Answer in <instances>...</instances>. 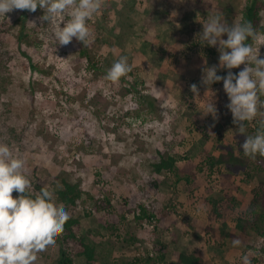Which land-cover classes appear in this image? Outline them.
<instances>
[{
	"label": "rangeland",
	"instance_id": "374dc122",
	"mask_svg": "<svg viewBox=\"0 0 264 264\" xmlns=\"http://www.w3.org/2000/svg\"><path fill=\"white\" fill-rule=\"evenodd\" d=\"M156 1L99 0L101 13L88 25L91 40L87 47L73 41L65 48L55 41V30L70 19L67 12L49 23L41 19L44 11L40 8L0 16V143L24 160L29 190L33 191L37 179L51 191L58 189L62 176L92 197L101 193L111 197V214L93 213L86 218L80 207L72 212L80 219L81 234L100 230L103 222L116 225L125 210L143 205L157 219L158 229L151 239L165 245V264H178L177 255L183 251L195 253L206 264H242L245 255L251 264H264V235L250 230L241 234L235 229L237 217L252 198L251 190L264 183V176L247 184L238 169L222 166L210 172L203 164L207 156L237 152L247 134V127L246 134L236 131L223 81L210 87L202 83L204 68L217 66V74L221 70L218 45L217 54L206 59L205 45L187 49L183 44L197 41L208 15L220 14L229 23L238 22L247 0H164L165 5ZM166 10L175 19L173 31L156 29L164 17L170 18ZM260 16L264 26V9ZM157 32H168L171 39L161 44ZM254 45L264 58L260 31ZM121 56H127L131 74L117 82L106 80V72ZM243 67L234 69L238 72ZM135 80L145 86L133 88ZM192 84L197 85L198 95L190 90ZM211 100L217 108L215 117L202 113ZM188 120L198 130L205 129L209 140L202 151L197 149L193 157L177 163L176 175L189 182L176 183L175 173L157 175L150 165L158 160L159 152L184 155L188 140L182 128ZM82 143L86 150L79 151ZM98 170L99 175H94ZM18 195L13 191V198ZM88 198L81 199L87 209L92 207ZM130 218L128 214L126 219ZM131 231L137 238L145 235L140 229ZM234 239L241 241L239 246H233ZM99 241L95 239V244ZM54 243L38 256L37 264H57L61 245ZM77 250L80 247L74 246ZM133 255L131 247L113 254L125 260ZM71 259L72 264H85L76 253Z\"/></svg>",
	"mask_w": 264,
	"mask_h": 264
},
{
	"label": "clouds",
	"instance_id": "9594fccd",
	"mask_svg": "<svg viewBox=\"0 0 264 264\" xmlns=\"http://www.w3.org/2000/svg\"><path fill=\"white\" fill-rule=\"evenodd\" d=\"M37 8L44 11L41 19L47 23L68 13L70 19L54 32L57 44L65 48L73 41L87 47L91 40L88 25L101 13L99 0H0V16L13 10L35 12ZM202 24L199 42L218 45L219 68L228 70L227 75L220 76L217 66L206 67L202 83L210 87L223 81L232 122L238 126L237 132L246 134L247 122L264 116V58L259 57V48L254 45L257 30L250 22L229 23L220 14L208 15ZM225 35L227 38L223 39ZM242 64L238 73L231 71ZM131 71L127 56H121L108 69L105 79L117 82ZM190 90L198 95L196 84ZM202 113L216 116L212 100ZM241 147L250 159L264 157V119L258 121L254 134H246ZM24 163L8 145L0 143V264H37L38 256L55 246L69 219L64 209L54 206L53 192H40L36 198L25 195L30 181L23 173ZM13 191L19 194L16 198ZM240 243L239 239L232 241L234 247ZM242 264H251L248 256L242 257Z\"/></svg>",
	"mask_w": 264,
	"mask_h": 264
},
{
	"label": "trees",
	"instance_id": "16d2710c",
	"mask_svg": "<svg viewBox=\"0 0 264 264\" xmlns=\"http://www.w3.org/2000/svg\"><path fill=\"white\" fill-rule=\"evenodd\" d=\"M126 2V0H123ZM130 10V7H128ZM264 9V0H247L244 9L241 11V18L238 22L246 21L252 23L255 30L260 31L264 34V26L261 24L262 18L260 16L261 12ZM26 11V10H24ZM24 12L22 14V18L25 16ZM169 10H166V14L168 15ZM226 13L230 15L232 18H236V15L231 13L229 9L226 10ZM166 32L160 36V43L162 41H168L171 39ZM20 37V36H19ZM189 44L187 45L188 40H186L183 44L187 46V49H190V45L193 48L197 49L198 44H200L199 37H197V41L194 39H190ZM251 42V41H249ZM203 49L204 58L210 59L217 54L215 47L207 46ZM160 52L164 53L165 50L160 47ZM94 68V64L92 66ZM29 68L33 71L36 70V67L29 62ZM237 69V68H236ZM236 69H233L236 71ZM242 70L239 69L238 72ZM218 75L225 76L227 75V69H221ZM236 71V73H238ZM131 74V72H129ZM133 88H137V86H145V82H139L137 84V80L133 82ZM220 82L213 83L214 85H219ZM137 90V89H136ZM150 101L152 99L149 98ZM155 100H153L154 102ZM138 115L137 118H141L140 113L136 112ZM260 119H264V116L259 119L251 121L252 124L247 127V134H254L258 127V121ZM139 119H133L132 121L136 122ZM130 124V122L128 123ZM184 132L186 133L185 140H188L186 145L188 146L185 150L184 155H170L166 152L157 153L158 160L151 163V169L154 174L160 175L163 171L169 173H175L176 180L175 182H179L181 180H185L189 182L187 177L181 178L176 175L177 163L180 161H186L194 156L197 149H201L200 147L205 144L206 140H209V136H207L205 129L198 130L195 122L189 121L183 127ZM183 140V141H185ZM191 142V143H190ZM245 142V141H244ZM80 146L79 151L86 150V145ZM243 144V143H242ZM240 144L238 146L237 152L233 150H229L225 154H219L217 157L207 156L204 165H207L208 170L210 172H214L216 168L226 167L228 170L238 169L241 171L242 181L249 184L255 181L260 175L264 176V157L257 156L255 159H250L243 154V149ZM89 146L87 147V150ZM202 165L199 164V171H201ZM100 170L95 171L94 175H99ZM60 187L58 189L50 190L49 186L45 185L42 179H37L33 184V191L28 190L25 195H30L32 198H36L40 192H53L54 193V206L64 209L68 215L69 219L65 223L63 227V231L57 237L56 241L60 243L61 248L59 250V258L57 264H72V256L76 253L77 256H80L84 259L85 264H165V245H158V243L154 244L153 239H151L154 232L158 229L156 225V217L153 213L149 212V210L143 206L138 205L136 208L131 210H125L123 214L120 215V221L116 225L105 224L97 228L94 231H86L85 234H81V226L80 219L78 216H73L72 212L77 211V208H81V214L86 218L92 217L93 213H113L114 205L112 204V199L109 195L105 193H101L98 196L92 197L90 194L82 192L79 189L78 184L72 183L61 176L59 179ZM99 184V183H98ZM97 184V185H98ZM99 186V185H98ZM86 195L89 197L88 199L92 201V207L89 209L85 208L82 204V197ZM252 198L249 200L247 206L244 211H242L235 221V229L239 233H245L247 230L253 231L257 236L264 235V183H258L256 187L251 190ZM230 202H234L233 198ZM83 206V207H81ZM218 209H215L217 212ZM80 212V211H78ZM220 210L216 213L218 217L220 216ZM130 214L132 218L126 219V216ZM155 221V227L153 232L143 231L142 224L146 222ZM123 224V225H122ZM133 225V228H132ZM132 228V229H131ZM137 229L144 232V236L140 238H136L134 231ZM103 230V231H101ZM85 232V231H84ZM223 233L225 237H234L231 234ZM94 239V240H93ZM95 239H101V241L95 244ZM74 246L80 247L81 250H77L74 252ZM101 247H105L103 252ZM131 247L134 249V255L130 260H125L123 256H119L117 258H111L113 252L122 250V253L126 252V249ZM165 249V250H164ZM101 250L99 253L97 251ZM106 253V254H105ZM137 253L139 254L137 256ZM153 253V258L149 257V254ZM178 264H206L205 261L195 253H186L179 252L177 255Z\"/></svg>",
	"mask_w": 264,
	"mask_h": 264
},
{
	"label": "crops",
	"instance_id": "0c3cea01",
	"mask_svg": "<svg viewBox=\"0 0 264 264\" xmlns=\"http://www.w3.org/2000/svg\"><path fill=\"white\" fill-rule=\"evenodd\" d=\"M157 1L155 0V3H156ZM158 3V2H157ZM161 4L162 5H165L166 3H164V0H161ZM126 6V5H125ZM126 8H127V6H126ZM164 12V11H163ZM166 12V11H165ZM170 18L167 20V18L166 17H164V21H163V23L167 20V21H169V22H166V24H161V25H159L160 24V22H158L157 23V25L158 26H156V29L157 30H160L161 28H164V29H167V28H169L170 29V31H173V30H171V28H172V24L171 23H174V21H175V19L173 18V17H171V15H168ZM166 19V20H165ZM176 24V23H175ZM160 33H162V32H160ZM160 33H155L156 35H157V37L160 39V36L161 35H163L164 33H162V34H160ZM158 41H160V40H158ZM145 47H146V43H145V45H144ZM203 150V146H201V151ZM138 237V236H137ZM136 237V238H137ZM100 249H102V250H105V247H101ZM117 250V249H116ZM116 250L113 252V254L115 255V252H116ZM97 251V250H96ZM101 250H99V251H97L98 253L100 252ZM130 251V250H129ZM173 253V252H172ZM113 254H112V257L111 258H117V257H114L113 256ZM175 263H177L176 261H174ZM168 264V263H167Z\"/></svg>",
	"mask_w": 264,
	"mask_h": 264
},
{
	"label": "built area",
	"instance_id": "2783aa9c",
	"mask_svg": "<svg viewBox=\"0 0 264 264\" xmlns=\"http://www.w3.org/2000/svg\"><path fill=\"white\" fill-rule=\"evenodd\" d=\"M133 123H136V122H133ZM137 123H141L140 121H137ZM131 218H132V216H131ZM154 227H155V221H152V222H146V223H143L142 224V230L143 231H149V232H153V230H154ZM139 254L137 253V256H138ZM149 257H151V258H153V253H150L149 254ZM149 264V263H148ZM150 264H153V263H150Z\"/></svg>",
	"mask_w": 264,
	"mask_h": 264
}]
</instances>
